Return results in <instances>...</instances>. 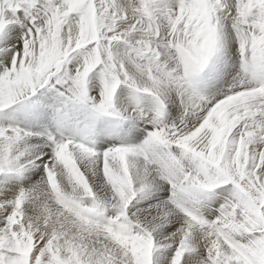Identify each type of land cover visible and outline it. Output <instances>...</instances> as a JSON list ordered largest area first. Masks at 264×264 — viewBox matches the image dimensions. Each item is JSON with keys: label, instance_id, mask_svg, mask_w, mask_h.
<instances>
[{"label": "snow or ice", "instance_id": "6c2138e0", "mask_svg": "<svg viewBox=\"0 0 264 264\" xmlns=\"http://www.w3.org/2000/svg\"><path fill=\"white\" fill-rule=\"evenodd\" d=\"M0 264H264V0H0Z\"/></svg>", "mask_w": 264, "mask_h": 264}]
</instances>
